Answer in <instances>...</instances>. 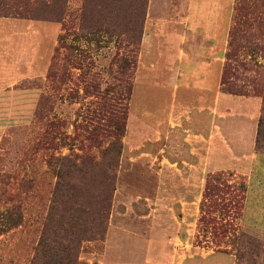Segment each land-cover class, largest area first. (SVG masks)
Segmentation results:
<instances>
[{"label": "rangeland", "instance_id": "1", "mask_svg": "<svg viewBox=\"0 0 264 264\" xmlns=\"http://www.w3.org/2000/svg\"><path fill=\"white\" fill-rule=\"evenodd\" d=\"M29 1H7L19 15L0 16L7 65L0 69V264H36L40 243L54 246V232L69 229L72 216L88 230L104 227L101 239L82 241L77 264H264L257 249L264 234L242 224L238 185L247 178L236 171L261 117L264 130V88L256 84L264 57L254 46L264 29L239 27L240 64L231 61L234 73L224 76L238 0H68L63 15ZM243 2L248 22L264 18V0ZM82 14L101 30H79ZM192 23L199 27L186 43L171 35ZM205 27L220 39L219 81L199 64L211 38L194 51L197 60L179 57ZM54 57L59 69L50 78ZM115 140L120 153L106 169L112 178L89 173L80 177L79 197H54V166L77 154L79 163L90 158L105 167ZM254 143L264 155V139ZM220 173L225 187L213 181ZM208 183L221 194L206 196ZM77 203L83 211L75 212ZM210 218L237 234L212 233L203 221ZM243 232L249 241L235 238Z\"/></svg>", "mask_w": 264, "mask_h": 264}, {"label": "trees", "instance_id": "2", "mask_svg": "<svg viewBox=\"0 0 264 264\" xmlns=\"http://www.w3.org/2000/svg\"><path fill=\"white\" fill-rule=\"evenodd\" d=\"M7 1L10 0H0V16H14V15H19V13L14 12L7 6ZM30 2L29 0H27ZM33 4H38L39 6L42 7H49V9H55L57 13H62V15L65 12V9L67 8V2L68 0H32ZM31 3V2H30ZM243 0H238V5L236 7L237 15L235 17V24L231 30V49L228 52L226 56L227 60V66L224 68V76L229 74V73H234L233 69L234 67H231L230 63L233 61V65L239 62V57L241 56V48L235 49V45L233 41L235 40L236 34L239 32V27L243 25H253L257 30H262L264 29V18L261 15H255L250 18L251 22H248L247 18L245 15H242V10H243ZM14 12V13H13ZM45 20H52L53 18L47 17L44 18ZM85 21H87L84 18V15L82 14L80 16V24H79V30H87V29H93V28H99L98 30H101L102 26H87L85 24ZM88 33H91L89 31ZM107 33V31H106ZM261 44L264 45V30L262 32V39H261ZM260 43L254 44L256 48H258L259 52L262 53L264 57V48L262 47ZM245 47V46H244ZM247 48V47H245ZM251 50V49H248ZM59 48H56V55L59 53ZM56 58L54 57L53 62L51 63V70L48 73L50 78H54L55 75H57V70L59 69V65L55 60ZM74 68L80 69V64L77 62L73 61ZM242 65V64H241ZM244 65V64H243ZM258 65H252L253 69L255 72L259 70ZM232 70V71H231ZM263 82V84H261ZM224 85L226 81L222 82ZM255 83V82H254ZM256 84L261 88V86L264 88V79L259 78L256 82ZM252 86H254V91L257 89V86H255L252 83ZM94 88L95 93L97 94H102L101 89L98 86H92ZM262 109L264 112V92L262 94ZM263 117L259 119L258 122V128H257V135L254 143V149L259 145L260 140L264 139V130L260 129L261 123H262ZM105 129L102 128V132H104ZM115 131L121 132L122 131V125L116 123V129ZM95 128L91 131L90 137L92 138L94 136ZM95 137V136H94ZM120 142L118 140L112 141L111 142V148L113 151V159L104 167L100 162H95L94 160L90 158H85L82 159L79 162L76 160L79 159V156L77 154L74 155V157H64L61 164L58 163L59 166H54V171L57 176V182L54 188L53 195L54 197H63V196H80V191H81V186H80V177L84 178L86 177L87 174L90 173V176H94L95 174H101L104 179H110L109 175H106V169L110 168L111 166L116 165V157L120 153ZM106 154V151H104ZM59 162V161H58ZM101 164L102 167L99 165ZM52 166V164H50ZM99 166V167H98ZM101 170V172H96V170ZM104 174V175H103ZM94 178V177H93ZM213 181L218 184L221 187H225L226 185L224 182H227L225 180V177L223 174H216L213 176ZM243 192V197H245V193L247 190V184H244L243 182H240L238 185ZM228 187V186H227ZM226 187V188H227ZM221 188H219L216 185L208 183L206 186V196H211L213 193L212 192H217L216 196L221 194ZM233 203V202H232ZM74 207L75 212H80L83 211L81 207H79V203H77ZM221 210L224 209V207ZM100 215H105L104 211L99 210L97 211ZM65 217L68 216H60L61 221L64 220ZM72 225L69 227V229L62 228L63 230L61 233L60 232H54V242L56 244L54 246L49 245L48 243H40V247L42 248V254L38 259H36V264H77V259H78V254L79 250L78 248L80 247V244L84 240H95V239H101L102 238V232L104 231V227L101 225V228L99 230H88V228H85L84 226L80 225L78 223V217L72 216L71 218ZM220 219V218H217ZM203 220V219H202ZM204 222H208L210 225V229L212 233L229 237L232 236L233 233L237 234V230H231L230 228L226 227L225 224H222L221 222H217L214 218H210L207 221L203 220ZM59 224V223H58ZM62 224V222H61ZM234 231V232H232ZM234 236V235H233ZM247 238V241H249L251 238L249 235H247L245 232L243 233H238V235L235 238ZM229 239V238H228ZM219 245V243H218ZM45 248V249H44ZM257 249L264 251V245L259 243ZM239 259V258H238Z\"/></svg>", "mask_w": 264, "mask_h": 264}, {"label": "crops", "instance_id": "3", "mask_svg": "<svg viewBox=\"0 0 264 264\" xmlns=\"http://www.w3.org/2000/svg\"><path fill=\"white\" fill-rule=\"evenodd\" d=\"M191 7L192 6L188 8L189 11L192 10ZM198 23L200 24V22ZM198 23L190 24L191 25L190 27H187L185 30L181 31L180 33L179 32L175 33L172 31L171 35L179 36V42L181 44L182 43L184 44L187 41L186 33L195 34V32L193 33V30H196V28L199 27ZM206 29L207 27H205L202 34L204 36L203 39L199 38L200 40H198V38L195 39L196 35H191L192 39H190L188 42L192 44V47L194 46L196 47L192 51H190L189 54L184 53L182 50H180L179 57L184 56L187 57V59L192 57L193 60H197L198 57H196L197 54L194 53V51L198 47H199L198 49H202L203 45L201 43L203 41L208 42L207 39L211 38V41L209 42H211L213 46L210 49H208L207 61L199 64L200 66L205 67L206 73L208 74L211 73L212 75L216 74L218 76L217 81H219V76L221 74V56H220V51H218L217 49L219 48L220 39L218 38L217 34L214 31H208ZM210 33H212L211 35L213 37L210 35ZM215 36L217 37L218 40L215 39ZM5 66L7 65L5 61L2 59V61L0 62V69L2 70V72L5 71L6 68ZM180 74H183L182 71L180 72ZM2 88L3 87L0 86V90ZM186 88H188L187 85ZM4 89H2V94L4 92L3 91ZM217 90L218 93L212 105L214 108L212 113L214 115L217 113L216 105L220 96L219 85L217 86ZM253 143L251 144L250 150H248L247 153L242 155L241 158L242 160L239 161L240 164L238 169L236 170L239 173H243L247 178V190L245 193L244 209L242 212L241 219H242V224H245V226L254 228L255 230L261 231V234H264V155L253 152ZM241 163H244V165L240 166ZM240 167H244V170L243 169L241 170Z\"/></svg>", "mask_w": 264, "mask_h": 264}]
</instances>
